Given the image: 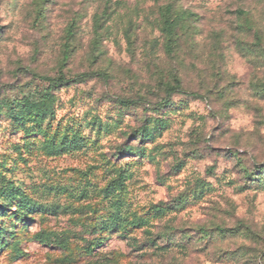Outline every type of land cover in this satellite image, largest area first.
I'll return each mask as SVG.
<instances>
[{"label": "rangeland", "instance_id": "obj_1", "mask_svg": "<svg viewBox=\"0 0 264 264\" xmlns=\"http://www.w3.org/2000/svg\"><path fill=\"white\" fill-rule=\"evenodd\" d=\"M167 6L190 14L172 51ZM5 64L0 183L19 191L11 204L0 196V264H264V162L242 159L262 139L264 0H0V81ZM60 72L97 83L76 97L44 80ZM197 81L227 101L232 143L249 136L251 152L214 149L238 161L242 182L204 166L193 105L172 101ZM153 82L167 95L151 108L118 95ZM97 92L119 110L102 111Z\"/></svg>", "mask_w": 264, "mask_h": 264}, {"label": "clouds", "instance_id": "obj_2", "mask_svg": "<svg viewBox=\"0 0 264 264\" xmlns=\"http://www.w3.org/2000/svg\"><path fill=\"white\" fill-rule=\"evenodd\" d=\"M5 49H7V45H4ZM13 66H9L5 64L2 67V71L5 73L4 78L2 81H0V84L3 82H7L14 77L7 75V73H10L12 71ZM31 77H22V83L27 84L31 80ZM96 81L92 80L87 82V85L84 84H74V85H68L67 87L72 90V95L76 97L83 96L84 93L90 92L93 89V86L96 85ZM147 83L146 81H142V84ZM186 90H189L190 94L188 96H183L180 94H176L172 97V101L174 103H183V104H189L191 103L193 106L188 108V113L195 112V120L197 121V124L195 125L196 133L193 136V145H197L202 150L200 155L204 159V166L210 167L215 169L216 176L223 178L225 170L228 171V175L226 177L225 183L227 181L231 180H238L243 181V174L237 175V172H239V169H236V171H232L236 168V165L238 161L234 158L229 159V154L226 152H217L214 151V149L218 147H226L231 145L232 147H239L240 151H249L251 152L250 147H246L249 136L245 135L243 140L241 141V145H236L232 143L233 139L238 135L237 131H230L231 129V123L228 120V117L232 115L231 111L226 109L224 105L226 104V100H218L216 93L219 92V89H216V93L213 95H208V93L212 90V84L206 83L203 86L200 85L199 81L194 82L191 87L187 84L182 85ZM223 87V85L221 86ZM63 91V90H62ZM148 91L152 92H158V95L155 97H151L147 95ZM119 96L123 97H132L133 99H136L140 96L144 97L143 101H138L140 107L136 108L133 106V111H142L144 108H151L155 106L156 104L162 102L166 98V92L164 90H158L155 87V83L150 87H137L136 89L132 91H120L118 93ZM193 96H199L200 99H193ZM71 98V97H69ZM96 100L101 101L103 104L102 111L108 109L109 107L113 108L114 111L119 110V100L116 98L115 95L112 96H105L103 99H101V96L99 92L96 93L95 97ZM231 97H229L230 99ZM67 109V106L65 110ZM62 111H58L57 118L59 119L60 115L62 114ZM151 115V113H149ZM256 119L264 121V112L260 114V116L256 117ZM129 121H125V125L128 126ZM219 126V130L216 133L212 132L213 128H216ZM245 133L250 134L251 133V125L245 128ZM257 136L261 137L262 139L259 142L258 151L250 156L243 157L242 159L251 161L255 158H259L260 162H264V124H262L259 128L256 129ZM85 134H87V131H85ZM211 136H215L216 138L209 142V138ZM252 141L255 142L257 137L253 136L251 137ZM115 140V138H113ZM133 145L138 144L139 140L134 139L131 142ZM193 146L186 145L184 148V151L192 150ZM191 167V166H190ZM199 175H203L202 172L199 173ZM207 178V177H205ZM211 182L215 184V178H211Z\"/></svg>", "mask_w": 264, "mask_h": 264}, {"label": "trees", "instance_id": "obj_3", "mask_svg": "<svg viewBox=\"0 0 264 264\" xmlns=\"http://www.w3.org/2000/svg\"><path fill=\"white\" fill-rule=\"evenodd\" d=\"M173 7L167 6L164 13V31L166 33L167 39H168V48L169 50H173V46L175 44V30L179 26V24L186 18L190 17V14L186 11H183L180 15H177L175 18L171 17ZM72 36V33L69 34V37ZM68 59V47L67 51L65 53L64 61ZM85 76H81L79 78H67L66 75L62 72H60V76L58 78H45L44 80H47L51 85L54 87H62V86H68L71 84L80 83ZM181 84L177 80L176 81V87L172 89L173 93H181ZM190 93H187L189 95ZM200 98L199 96H193ZM19 191L18 188L10 183H0V196L6 198L7 204H11L13 200L16 198V192ZM2 206V205H1ZM19 207H24L23 201H21V204ZM2 235V231L0 230V238ZM58 240V239H57ZM61 245L65 244V241L63 239L58 241Z\"/></svg>", "mask_w": 264, "mask_h": 264}]
</instances>
